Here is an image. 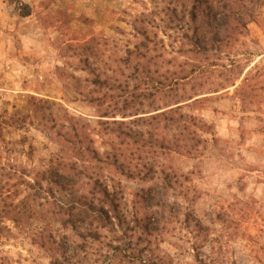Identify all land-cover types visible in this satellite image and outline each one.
Wrapping results in <instances>:
<instances>
[{
	"label": "rangeland",
	"instance_id": "1",
	"mask_svg": "<svg viewBox=\"0 0 264 264\" xmlns=\"http://www.w3.org/2000/svg\"><path fill=\"white\" fill-rule=\"evenodd\" d=\"M190 2L0 0V216L12 209L21 213L16 216H29L20 203L38 192L44 206L35 199L29 209L45 217L0 223L5 231L0 264H264V102L245 105L237 90L245 63H251L253 74L264 71V7L239 42L203 59L189 52L190 21L165 18L166 7L182 11ZM128 52L130 65L124 63ZM141 54L155 57L158 73L154 66L152 77L107 92L115 97L102 105L91 102L95 76L117 88ZM232 59L240 61L239 67L230 66ZM194 68L190 79L169 90L170 72L180 75ZM240 73L234 87L174 105L167 115L173 120L154 121L151 113L136 123L119 114L108 125L99 121L106 118L98 115L121 109L126 99L142 110L138 98L154 93L145 102L163 107L215 91ZM73 117L87 123L101 156L120 142L114 133L118 127L149 130L157 139L151 146L144 143L145 151L138 152L143 144L133 148L134 164L145 172L143 165L152 166L148 176L129 178L101 164L100 177L118 191L130 225L115 222L113 229L101 230L97 241L64 227L57 216L62 194L50 197L49 183L36 184L50 166L68 161L57 136L68 131ZM166 138L181 139V150H165ZM185 139L188 147L183 148ZM43 225L64 241V255L61 249L33 244L32 232Z\"/></svg>",
	"mask_w": 264,
	"mask_h": 264
},
{
	"label": "trees",
	"instance_id": "2",
	"mask_svg": "<svg viewBox=\"0 0 264 264\" xmlns=\"http://www.w3.org/2000/svg\"><path fill=\"white\" fill-rule=\"evenodd\" d=\"M183 7L184 9L182 11H179L177 7H166L165 18H169L170 21L176 19L178 23L185 20L190 21L193 25V35H186V42L191 48L189 52L193 55L202 54L203 59H209L210 53L214 50L218 53H222L224 49H230L239 42L242 36H245L248 32L249 24L256 21L258 9L264 7V0H191L190 8L189 6ZM132 57V53L128 52L124 63L130 65ZM137 59L132 70L130 68L128 74H123V77L125 75L124 80L117 88H115V84L112 85L113 83L109 80H101L100 77L95 76L93 84L97 86V90L93 91L92 94H88V96L92 97L91 102L102 105L104 104L102 101L105 102L107 98L113 99L115 97L113 94H108L107 92L126 89V87H129L131 80L140 79L142 77H152V68L154 66L156 67H154V73H158V63L155 57L149 54H141ZM211 65L218 66L219 64L212 63ZM222 65L224 68L227 66L225 64ZM234 65L239 67L240 61L232 59L230 66L233 67ZM250 65L251 63H245L242 66L243 70L241 73L243 74V71L247 72L237 88L238 95L245 105H252L256 100L258 104L261 105L264 102V71H257L253 74L254 69H249ZM256 69L258 68H255V70ZM195 70L194 68L192 71H187L186 73L181 72L180 75H177L175 72H170L167 78L170 83H168L169 85L167 86L169 90H173L174 88L170 85H177L179 82L190 79L192 72H195ZM241 73L237 76H233V78L229 80V83L218 88L219 90L194 93L188 99H183L175 103L171 101L163 107L155 105L153 101L150 103L145 102L144 99L151 100V97H155L154 93L143 95L138 98V100H142L141 104H143V106L140 104L142 110L137 109L138 107H136L135 101H128V99H126V101L123 102L124 107L121 109L115 112H111L110 110L104 112L102 115H98L99 118H106V120L99 119V121L101 124L108 125L110 122L108 119L117 118L119 114L123 119L133 120L132 122L136 123L143 121L140 120L143 118L142 115L151 113H155L149 115L154 121L162 117H164L165 120H173V116L168 117L167 115L172 111L174 112V108H172L174 105L180 104L182 101L192 100L202 94L219 92L234 87L236 85L235 82L241 79ZM262 78L263 81H261ZM95 92L106 93L102 96L93 97ZM117 105L118 103L116 106ZM166 108H169L168 111ZM114 121L119 124H124V122L127 123V120L121 121L114 119ZM130 122L131 121H129V123ZM89 130L87 123L81 118L73 117L70 119L68 131L59 132L57 136L58 142H61L64 152L69 156L68 161H65L66 158H63L58 164L50 166L48 170L43 172L42 180H38L36 184L38 188H42V181L49 183L50 187L48 188V194L51 195L50 197H56V195L62 194V199L57 201V216L60 217V223H62L64 227L74 231V233L83 240L92 237L97 241L100 239V232L102 229H113L115 222L122 227L126 225L123 211L120 208L118 191H112L109 185L100 177L99 170H101V164L106 163L110 168L115 169L118 173L128 176L129 178H141L143 177L142 173L148 176L147 174L152 170V166L143 165V168L147 170L145 172L140 168V164H134L135 160L133 159V153L135 155V151L133 148H138L143 144L140 150L138 148V152L145 151L144 146H147L146 144H150L149 146L152 144L154 145L153 141L157 139H154L153 133L149 130L144 132L139 129L129 128L127 131H124L123 128L118 127V132H114L115 136L120 141L116 144L118 146H107V151L101 156V153L93 146L94 140L90 137ZM146 135H149L150 138L142 142ZM176 140L177 141H169V139L166 138L165 142L162 141L161 145H165V150L168 151L181 150L182 144L179 142L181 139L178 138ZM184 147H188L187 139L184 140L183 148ZM147 148L149 147L147 146ZM135 172H139V174ZM170 176L171 175L165 170L166 181L170 180ZM2 188L1 186L0 194H2ZM82 188L83 190L85 188L87 191H81ZM37 193L35 192L34 195L27 194L24 201L20 203L24 209L23 213L29 212L30 215L26 217L23 215L19 216L27 221L30 220V222L32 219L36 220L37 218L45 220V217L33 214L30 211L31 202H33V200H39L38 202L41 203V196H38ZM50 197L47 195V199ZM39 205L42 207L44 206L43 203ZM6 214H8L7 216L9 217L0 216V223H4L6 218L12 220L16 224L20 222V217L15 214L21 213H17L15 209H12V211ZM129 225L130 223L128 221L126 225L127 229H129ZM3 229V227H0V237L5 233ZM32 242L45 250L61 249L63 255L68 249V247H65L64 241L60 240L57 233L52 232L48 225H43L40 229H34V232H32ZM116 248L118 251L121 249L119 247ZM53 256H55V254H53ZM63 257L62 255L59 256V258ZM152 264L156 263L152 262Z\"/></svg>",
	"mask_w": 264,
	"mask_h": 264
}]
</instances>
